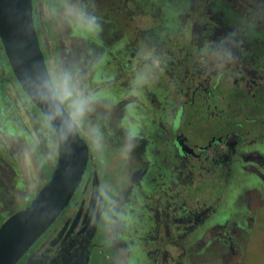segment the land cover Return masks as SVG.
<instances>
[{"label":"flooded vegetation","instance_id":"af4514ba","mask_svg":"<svg viewBox=\"0 0 264 264\" xmlns=\"http://www.w3.org/2000/svg\"><path fill=\"white\" fill-rule=\"evenodd\" d=\"M119 1L123 26L114 27L123 32V144L95 157L79 130L89 149L82 180L17 264H123V249L127 257L130 247L148 264H183L188 247L229 241L215 231L238 229L227 204L239 173H253L258 188L264 184V0ZM56 2L75 14L63 19L95 23L78 0ZM36 3L38 34L44 18ZM149 18L140 28L138 20ZM157 24L161 33L152 30ZM117 76L101 84L105 90ZM31 110L39 112L0 43V225L43 187L49 150L41 129L23 123L12 138L4 130ZM118 154L123 176L115 183L102 169L109 161L99 158ZM244 214L249 226L253 217L248 209Z\"/></svg>","mask_w":264,"mask_h":264},{"label":"rangeland","instance_id":"374dc122","mask_svg":"<svg viewBox=\"0 0 264 264\" xmlns=\"http://www.w3.org/2000/svg\"><path fill=\"white\" fill-rule=\"evenodd\" d=\"M36 1L38 9H42L44 18L38 26L40 44L50 78L65 109L71 115L74 101L86 102L84 115L73 117V119L82 135L89 141L95 157L105 154L106 151L119 150L123 144L119 127L123 125L124 92L123 32L119 27L118 29L114 27L123 25L120 18H117L118 11H115L112 6L110 10L105 8L106 12L97 16L94 19L95 23L92 21L91 24L85 19L82 22L77 20L71 22L72 17L63 19L66 13H72L71 16H75L71 8L57 7L56 0ZM59 1L67 2L68 0ZM216 4L218 3L215 2ZM170 19L166 20L171 22ZM138 21L139 27L145 28L151 24L152 18ZM82 25L86 26V29L79 27ZM160 29L161 26L158 24L152 28L155 33H161ZM117 72L119 74L117 80L112 82L110 85L112 87L105 90V86L101 84L111 81ZM65 89L70 90L71 96L63 95ZM83 94L91 96V100H85L86 97ZM97 99L98 101L95 102ZM125 110H129V106ZM35 112L31 110L26 117L21 116L22 125L16 118L6 122L4 130L12 138L23 131L24 124L29 128L35 126L38 130L41 129L49 150L46 168H43L44 175L41 183L43 186L54 170L57 143L49 123L41 119L44 117L38 111ZM30 119L32 125L28 123ZM109 156L99 158L102 164H105V160L109 161L106 166H102L104 174L112 175V181L120 183L123 176V155L118 154L107 159ZM259 168L264 171V167ZM236 178L237 189L235 190L234 187L229 190L227 207L230 211L234 210V220L239 222L238 229L233 226L215 231V235L222 236L221 238L230 236L229 241L188 247V256L184 258L183 264H264V184L258 188L259 181L253 173L248 175L239 173ZM20 183H18L19 187H21ZM249 184L252 187L247 188ZM28 205L29 203L26 204ZM246 209L253 217H250L252 219L248 222L249 226L242 223ZM234 238L236 241H233ZM130 249L128 256L133 254L130 257H125L123 249V264H148L142 252L138 255L131 252L132 247ZM110 250L106 249L104 253L107 254Z\"/></svg>","mask_w":264,"mask_h":264},{"label":"water","instance_id":"95a60500","mask_svg":"<svg viewBox=\"0 0 264 264\" xmlns=\"http://www.w3.org/2000/svg\"><path fill=\"white\" fill-rule=\"evenodd\" d=\"M0 43L11 71L22 91L39 110L55 133L57 160L49 180L29 205L0 225V264H17L43 233L55 222L78 188L89 160L86 141L76 128L66 141L45 109L49 102L36 88L44 85L54 92L66 115H70L52 83L33 18V0H0Z\"/></svg>","mask_w":264,"mask_h":264},{"label":"clouds","instance_id":"9594fccd","mask_svg":"<svg viewBox=\"0 0 264 264\" xmlns=\"http://www.w3.org/2000/svg\"><path fill=\"white\" fill-rule=\"evenodd\" d=\"M36 88L38 89L39 94L45 100H47L49 102L51 112H49L48 109H45L46 115L49 116V119H51L54 124L57 121V119L60 120V125L58 127V131L63 130L64 138L67 141L71 137V135L74 133L75 128H76L75 120L73 119V117H77V116L82 117L84 115L86 102L85 101H79V100L74 101L73 102V111H72L71 115H66L63 107L60 106V104L58 102V98H56V94L54 92L50 96L47 92H45L43 90L44 85H42V84H37ZM63 95L65 97L71 96L70 90L65 89L63 92Z\"/></svg>","mask_w":264,"mask_h":264},{"label":"trees","instance_id":"16d2710c","mask_svg":"<svg viewBox=\"0 0 264 264\" xmlns=\"http://www.w3.org/2000/svg\"><path fill=\"white\" fill-rule=\"evenodd\" d=\"M79 2V7L83 9L87 14L97 17L102 15L101 13H105V8L107 10H110V7H114V10L118 11V17L120 20L123 22V3L120 2L119 0H78ZM123 26V25H122ZM58 93V92H57ZM59 94V93H58ZM198 188V186H197ZM200 188H198L199 191ZM202 201V199H200ZM190 201V202H189ZM194 199L188 200L187 203H191L190 205H199L198 204H192L194 203ZM204 201V199H203ZM166 252L162 249L161 252L159 253V258L160 256ZM158 258V259H159ZM157 259V263L159 262Z\"/></svg>","mask_w":264,"mask_h":264}]
</instances>
